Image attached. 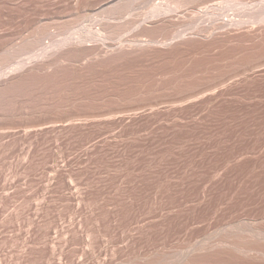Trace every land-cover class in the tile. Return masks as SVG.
Returning <instances> with one entry per match:
<instances>
[{
    "label": "rangeland",
    "instance_id": "374dc122",
    "mask_svg": "<svg viewBox=\"0 0 264 264\" xmlns=\"http://www.w3.org/2000/svg\"><path fill=\"white\" fill-rule=\"evenodd\" d=\"M191 2L0 0V264H264V0Z\"/></svg>",
    "mask_w": 264,
    "mask_h": 264
},
{
    "label": "bare ground",
    "instance_id": "6f19581e",
    "mask_svg": "<svg viewBox=\"0 0 264 264\" xmlns=\"http://www.w3.org/2000/svg\"><path fill=\"white\" fill-rule=\"evenodd\" d=\"M179 1H180V3H181V1H182V3H183V2H184V3H185V2L187 3V2H189V1L191 2V0H179ZM193 2H194V0H193L191 3H193ZM220 4H222V3H220ZM223 4H225V3H223ZM129 5H130V4H129ZM129 5H126V8H128ZM186 5H187V4H186ZM127 6H128V7H127ZM119 8H120V7H119ZM126 8H125V9H126ZM117 9H118V6H117ZM125 9H124V10H125ZM214 9H215V8H214ZM83 11H84V10H83ZM119 11H120V10H119ZM119 11H118V12H119ZM158 11H159V10H158ZM116 12H117V11H116ZM120 13H122V11H121ZM43 29H44V28H43ZM45 29H46V28H45ZM47 30H48V29H47ZM113 30H114V29H113ZM118 31H119V30H118ZM33 32H34V31H33ZM33 32H31V33H33ZM40 32H41V31H40ZM43 32H44V31H43ZM45 32H46V31H45ZM114 32H115V30H114ZM34 33H35V32H34ZM87 33H88V32H87ZM41 35H42V34H41ZM85 35H86V34H85ZM39 36H40V35H39ZM81 36H82V35H81ZM41 37H43V36H41ZM82 37H84V36H82ZM87 37H88V36H87ZM87 37H86V38H87ZM89 37H90V36H89ZM84 40H85V39H84ZM82 42H83V41H82ZM80 43H81V42H80ZM73 44H74V43H73ZM229 235H230V234H229ZM242 235H243V234H242ZM227 236H228V235H227ZM231 236H232V235H231ZM245 236H246V235H245ZM223 237H224V236H223ZM239 237H240V236H239ZM248 237H249V234H248ZM250 237H251V236H250ZM226 238H227V237H226ZM226 238H225V239H226ZM228 239H229V238H228ZM231 239H232V238H231ZM242 239H243V238H242ZM218 240H219V239H218ZM220 240H221V239H220ZM222 240H223V238H222ZM232 240H233V239H232ZM248 240H249V238H248ZM253 240H254V239H253ZM216 241H217V240H216ZM229 241H230V240H229ZM233 241L235 242V240H233ZM239 241H240V240H239ZM250 241H251V240H250ZM213 242H215V241H213ZM225 242H226V241H225ZM231 242H232V241H231ZM242 242H244V241H241V243H242ZM248 242H249V241H248ZM251 242H252V241H251ZM251 242H250V243H251ZM253 242H254V241H253ZM228 243H230V242H228ZM236 243H237V242H236ZM255 243H256V241H255ZM261 243H262V242H261ZM230 244H231V243H230ZM246 244H247V242H246ZM234 245H235V244H234ZM240 245H241V244H240ZM242 245H243V246H246V245H244V244H242ZM251 245H252V244H251ZM257 245H258V244H257ZM257 245H255V246H257ZM216 246H217V245H216ZM221 246H222V245H221ZM238 246H239V245H238ZM238 246H235V247L238 248ZM243 246H242V247H243ZM253 246H254V245H253ZM258 246H259V245H258ZM262 246H263V245H262ZM226 247H227V245H226ZM248 247H249V246H248ZM239 248H240V247H239ZM243 248H244V247H243ZM243 248H241V249H243ZM244 249H246V248H244ZM206 250H207V249H206ZM217 250H220V249H217ZM247 250H248V249H247ZM259 250H260V249H259ZM221 251H222V249H221ZM233 251H234V250H233ZM251 251H252V250H251ZM210 252L212 253V251H210ZM222 252H223V251H222ZM230 252H231V251H230ZM230 252H229V254H230ZM217 253H218V252H217ZM231 253H232V252H231ZM206 254H207V253H206ZM243 254H244V253H243ZM247 254H248V253H247ZM196 255H197V254H196ZM217 255H218V254H217ZM231 256H232V255H231ZM241 256H242V255H241ZM250 256H251V255H250ZM253 256H254V255H253ZM256 256H257V255H256ZM230 258H231V257H230ZM158 259H159V258H158ZM161 260H162V259H161ZM159 261H160V260H159ZM162 261H163V260H162ZM155 263H156V262H155ZM157 264H158V262H157ZM188 264H189V263H188Z\"/></svg>",
    "mask_w": 264,
    "mask_h": 264
}]
</instances>
